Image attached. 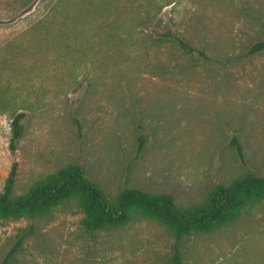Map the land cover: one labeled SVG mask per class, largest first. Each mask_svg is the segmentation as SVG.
I'll list each match as a JSON object with an SVG mask.
<instances>
[{"label":"rangeland","instance_id":"obj_1","mask_svg":"<svg viewBox=\"0 0 264 264\" xmlns=\"http://www.w3.org/2000/svg\"><path fill=\"white\" fill-rule=\"evenodd\" d=\"M25 1L0 0V191L13 164V197L78 165L109 199L134 188L179 208L247 173L264 178V51L249 54L264 40V0H118L85 14L69 3L66 16ZM82 218L69 202L0 220V264H174L176 244L181 264H264V199L179 240L137 213L93 233Z\"/></svg>","mask_w":264,"mask_h":264},{"label":"trees","instance_id":"obj_2","mask_svg":"<svg viewBox=\"0 0 264 264\" xmlns=\"http://www.w3.org/2000/svg\"><path fill=\"white\" fill-rule=\"evenodd\" d=\"M33 0H26L25 5ZM48 1V0H44ZM54 2L55 10L66 16L69 3L83 14L93 10H106L118 0H49ZM71 8V7H70ZM99 12V11H98ZM180 47L194 52L188 43L167 33ZM264 51V40L251 46L249 54ZM199 56L204 57L202 52ZM23 115L16 116L11 122L10 150L14 151L22 137L20 124ZM239 156L241 147L233 140ZM142 149V141L137 153ZM16 164L12 165L3 189L0 191V220L9 217H25L30 220L49 217L52 212L69 202L75 203L83 214L82 228L89 233L109 230L126 225L135 213L144 218L155 220L170 229L176 239H181L192 232H210L215 228L234 221L248 205L264 199V178L247 173L232 181L229 185H219L213 189L206 200L199 205L176 207L170 195L148 194L138 189H123L111 199L102 189L89 182L78 165H69L59 169L37 182L29 192L20 197H13ZM27 235H22L11 249V257L22 246ZM173 262L181 264L180 247H173Z\"/></svg>","mask_w":264,"mask_h":264}]
</instances>
